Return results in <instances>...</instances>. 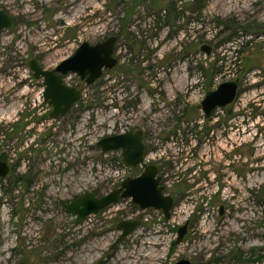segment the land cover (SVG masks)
Instances as JSON below:
<instances>
[{
  "label": "rangeland",
  "instance_id": "374dc122",
  "mask_svg": "<svg viewBox=\"0 0 264 264\" xmlns=\"http://www.w3.org/2000/svg\"><path fill=\"white\" fill-rule=\"evenodd\" d=\"M0 9L14 21L0 35V161L10 166L0 264H264V0H0ZM113 36L118 65L92 85L63 76L82 97L52 119L30 61L54 70L82 43ZM235 79L236 101L204 119L205 96ZM136 130L175 199L171 217L125 199L75 226L65 204L143 172L97 145ZM122 221L140 225L113 248Z\"/></svg>",
  "mask_w": 264,
  "mask_h": 264
},
{
  "label": "water",
  "instance_id": "95a60500",
  "mask_svg": "<svg viewBox=\"0 0 264 264\" xmlns=\"http://www.w3.org/2000/svg\"><path fill=\"white\" fill-rule=\"evenodd\" d=\"M13 18L5 9H0V35L3 31L13 26ZM117 38H107L104 42L92 45L88 42L82 43L75 54L61 62L54 70L43 69L35 59L29 63L35 79H42L44 82V101L52 107L50 117L57 120L64 117L70 109L81 99V93L75 88L63 84L61 77L68 74H77L87 85L94 84L99 80L104 70H111L117 66L114 58V47ZM201 51L210 55L212 48L203 46ZM240 79L224 82L215 90L209 92L201 102L205 119H209L214 111L224 109L232 105L238 98ZM98 147L103 152L122 151V158L128 167L136 169L145 165L144 143L142 132L129 131L123 134L108 136L98 142ZM8 163L0 161V179L9 175ZM161 177L158 176V169L149 165L143 173L135 178H126L121 186L112 190L102 197L88 193L76 198L64 205L65 213L75 217L74 225L79 226L89 216L99 214L107 207L125 199H130L140 209L162 210L166 218L171 217L174 207V198L164 195V187L160 186ZM140 225V221H122L118 229L122 233L113 244V248L130 236ZM188 224L181 227L178 232L177 242L181 243L187 233ZM176 264H192L189 260H180Z\"/></svg>",
  "mask_w": 264,
  "mask_h": 264
},
{
  "label": "flooded vegetation",
  "instance_id": "af4514ba",
  "mask_svg": "<svg viewBox=\"0 0 264 264\" xmlns=\"http://www.w3.org/2000/svg\"><path fill=\"white\" fill-rule=\"evenodd\" d=\"M117 38V37H116ZM105 41V40H104ZM103 41V42H104ZM100 43H102V42H100ZM98 44V43H97ZM115 48V47H114ZM113 56H114V53H113ZM115 58V57H114ZM116 59V58H115ZM117 60V59H116ZM118 62V61H117ZM117 65H118V63H117ZM105 71V70H104ZM104 71H103V73H104ZM69 75V74H68ZM103 75V74H102ZM66 76V75H65ZM64 76V77H65ZM102 77V76H101ZM61 79H62V82H63V76L61 77ZM81 79V78H80ZM82 80V79H81ZM83 81H85V80H83ZM241 81V80H240ZM85 83H86V81H85ZM63 84H64V82H63ZM65 85V84H64ZM67 86V85H66ZM79 91V90H78ZM81 93V92H80ZM239 94V93H238ZM81 97H82V93H81ZM72 109V108H71ZM70 109V110H71ZM69 113V112H68ZM67 113V114H68ZM204 115V114H203ZM213 117V114H212V116L209 118V119H211ZM205 119V118H204ZM137 131H141L142 132V140H143V143H144V146H145V142H144V137H145V135H144V132L142 131V130H136V131H132V132H134V133H136ZM129 132V131H128ZM126 133V132H125ZM202 145V144H201ZM121 156H122V151H121ZM144 157H145V165L144 166H139V167H137L136 169H139V168H141V169H143V171L145 170V168L147 167V166H149V165H146V147H145V149H144ZM123 159V158H122ZM124 162V161H123ZM229 165H230V163H228ZM126 165V164H125ZM150 165H154V166H156L155 164H150ZM127 166V165H126ZM10 167V166H9ZM128 167V166H127ZM157 167V166H156ZM129 168H131V169H133L134 170V172H136V169H134V168H132V167H129ZM233 168V166H231L230 167V169H232ZM157 169H158V176H160V167H157ZM214 170H216V171H218V174L220 175V171H221V169H220V167L218 168H215ZM229 170V169H228ZM228 170L225 172V174H227L228 173ZM10 173V172H9ZM143 172H139V174H137L135 177H138V176H140L141 174H142ZM135 177H132V178H135ZM161 177V176H160ZM124 181V180H123ZM161 183H162V177H161ZM122 184V183H121ZM160 186H162L161 184H160ZM163 187V186H162ZM119 188V187H118ZM164 191H165V188H164ZM164 193V195H167V194H165V192H163ZM168 196H170V195H168ZM174 201H175V199H174ZM175 205V204H174ZM174 208V207H173Z\"/></svg>",
  "mask_w": 264,
  "mask_h": 264
},
{
  "label": "trees",
  "instance_id": "16d2710c",
  "mask_svg": "<svg viewBox=\"0 0 264 264\" xmlns=\"http://www.w3.org/2000/svg\"><path fill=\"white\" fill-rule=\"evenodd\" d=\"M172 11H173V10L170 9V7H168V12H169L170 15L172 14ZM248 28H249V27H248ZM248 28H247V29H248ZM212 65H213V67H212ZM207 66H208V67H211V69H208V70H212V71H214V66H215L214 64L211 63V64H209V65H207ZM203 69H204V68H203ZM242 70H245V69L242 67ZM245 73H247V72H245Z\"/></svg>",
  "mask_w": 264,
  "mask_h": 264
}]
</instances>
